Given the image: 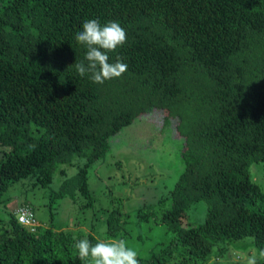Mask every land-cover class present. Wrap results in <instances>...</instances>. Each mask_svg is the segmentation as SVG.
I'll use <instances>...</instances> for the list:
<instances>
[{
  "label": "trees",
  "instance_id": "trees-1",
  "mask_svg": "<svg viewBox=\"0 0 264 264\" xmlns=\"http://www.w3.org/2000/svg\"><path fill=\"white\" fill-rule=\"evenodd\" d=\"M88 19L127 33L108 53L127 70L103 84L71 66L84 60L74 37ZM153 113L162 127L173 122L182 170L165 197L135 211L138 224L156 220L171 235L139 264H220L210 259L243 238L264 250V189L248 177L249 165L264 163V0H0V198L22 180L47 188L59 165L77 159L50 204L79 198L80 210L92 207L87 170L111 138ZM199 201L204 219L190 225L186 210ZM17 208L0 222V264H90L78 240L126 236L116 209L99 239L41 227L34 216L33 227L21 225Z\"/></svg>",
  "mask_w": 264,
  "mask_h": 264
},
{
  "label": "rangeland",
  "instance_id": "rangeland-1",
  "mask_svg": "<svg viewBox=\"0 0 264 264\" xmlns=\"http://www.w3.org/2000/svg\"><path fill=\"white\" fill-rule=\"evenodd\" d=\"M160 119L161 114L158 113L135 119L110 139L106 155L87 170V185L94 198L92 207L80 210L79 198H64L50 204L49 194L58 188L63 178L71 177L76 171L75 165L81 163L75 159L70 166L57 167L47 188L32 187L29 180L9 185L0 198V222L6 219L5 211L7 213L18 205H27L41 227L79 236L91 233L101 239L105 218L116 209L125 222L126 236L122 239L137 251L138 257H146L150 251L158 250L171 235L155 224L156 220L138 224L134 214L139 206L165 197L182 170L180 140L171 127L173 122L162 127ZM113 141L115 145L112 147ZM248 177L257 187L264 189V163L249 165ZM205 210L206 205L202 201L191 204L186 210L185 221L190 225L200 224ZM225 247L227 255L223 258L213 256L211 263L248 264L252 257L264 263V257L259 255L250 238L226 243Z\"/></svg>",
  "mask_w": 264,
  "mask_h": 264
},
{
  "label": "clouds",
  "instance_id": "clouds-1",
  "mask_svg": "<svg viewBox=\"0 0 264 264\" xmlns=\"http://www.w3.org/2000/svg\"><path fill=\"white\" fill-rule=\"evenodd\" d=\"M74 39L86 47L84 60L71 65L80 77L88 75L93 83L103 84L126 72L127 64L119 56L109 62L108 55L126 43L127 33L119 22L108 21L102 25L98 19L85 20ZM73 247L90 264H139L137 251L123 239L100 240L94 245L88 239H80ZM259 255L264 257V250ZM248 264H255V257Z\"/></svg>",
  "mask_w": 264,
  "mask_h": 264
},
{
  "label": "built area",
  "instance_id": "built-area-1",
  "mask_svg": "<svg viewBox=\"0 0 264 264\" xmlns=\"http://www.w3.org/2000/svg\"><path fill=\"white\" fill-rule=\"evenodd\" d=\"M32 216H33L32 212L30 211L29 207L26 205H21V207L17 208L15 211L16 221L19 224L27 227H33Z\"/></svg>",
  "mask_w": 264,
  "mask_h": 264
}]
</instances>
